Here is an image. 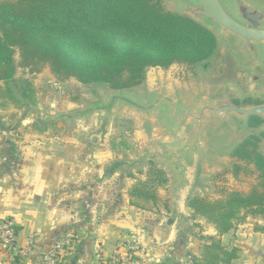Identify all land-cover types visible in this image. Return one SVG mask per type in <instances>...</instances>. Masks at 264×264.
Segmentation results:
<instances>
[{
	"label": "crops",
	"instance_id": "obj_1",
	"mask_svg": "<svg viewBox=\"0 0 264 264\" xmlns=\"http://www.w3.org/2000/svg\"><path fill=\"white\" fill-rule=\"evenodd\" d=\"M162 85H155V91ZM166 89L190 96L199 88L175 83ZM241 96L235 91L236 99ZM60 141L23 150L7 171H2L0 151V221H13L17 231L15 249L0 242V264H47L53 252L55 264H90L131 248L138 264H195L201 237L217 235L214 226L194 216L188 206L192 181L185 175L180 182L167 163L148 159L135 172L134 156L120 176L115 167L105 172L98 151L85 162L89 155L82 148H68L67 139ZM166 141L168 146L161 149L178 150L186 143L174 147V138ZM150 162L166 172L168 182L158 189L161 201L155 207L140 209L129 203L127 191L136 178H143ZM250 216L220 236L223 244L238 248L231 264H264V233L254 230L264 217ZM20 248L26 253L19 254Z\"/></svg>",
	"mask_w": 264,
	"mask_h": 264
},
{
	"label": "trees",
	"instance_id": "obj_2",
	"mask_svg": "<svg viewBox=\"0 0 264 264\" xmlns=\"http://www.w3.org/2000/svg\"><path fill=\"white\" fill-rule=\"evenodd\" d=\"M214 34L197 21L161 5L160 0H0V80L12 79L18 65L38 71L48 65L59 77L81 83H104L112 89L140 84L149 67L205 63L215 52ZM263 119L250 116L247 125ZM264 134V133H261ZM260 136L249 134L230 153L236 158L233 175L243 164L258 173V182L246 193L230 191L210 199L195 195L188 200L194 216L211 223L217 235L202 236L195 264H231L237 247L220 236L250 214L264 216V155ZM243 163V164H242ZM168 182L166 172L149 163L143 178L129 187V203L152 209L161 200L158 189ZM264 233V225L255 226Z\"/></svg>",
	"mask_w": 264,
	"mask_h": 264
},
{
	"label": "rangeland",
	"instance_id": "obj_3",
	"mask_svg": "<svg viewBox=\"0 0 264 264\" xmlns=\"http://www.w3.org/2000/svg\"><path fill=\"white\" fill-rule=\"evenodd\" d=\"M160 2L168 11L175 9L167 0ZM226 3L230 6L227 0ZM13 58L16 64L14 76L7 81L0 80L2 171L15 166L23 150L52 143L54 146V143H62L60 139L68 140V148H82L84 154L89 155L85 156V162L91 160L93 153L98 151L105 172L108 168L115 167L120 176L127 173V168L130 167L128 161L134 156L132 161L135 160L136 163H131L134 164L131 170L135 172L141 170L148 159L156 158L165 164L166 161L157 156L170 137L161 121V117L167 116V107L162 106L152 114L139 113L127 118L124 117L127 115L123 114L120 103H115L114 109L101 110V107L110 103L113 95L139 97L143 102H149L156 89L155 85L163 84L168 87L175 83H192L207 98L227 95L237 104H259L264 101V61L249 68L251 63L249 64L247 53L230 36L218 42L215 52L205 63L193 66L173 64L160 69L149 67L140 84L123 89H112L98 82L85 84L73 77H59L48 65L40 67L38 71H31L29 67L18 65V49H15ZM243 78H248L249 86L247 82L243 83ZM230 87L243 93V96L236 99ZM251 89L254 94L249 96L247 90ZM233 122L235 130L231 134L211 143L210 154L213 161L203 163V176L189 168V175L195 177L197 186L193 196L216 199L230 191L246 193L258 182V173L251 165L244 170L246 165L242 163L243 168L237 175H233V164L239 161L231 157L230 153L236 144L253 133L260 136L258 150L264 154V134H261L264 133V120L256 128L249 127L245 120L233 118ZM182 135H179L180 144H183L185 138ZM165 152L162 151L161 154ZM166 156L167 152L163 159ZM164 195L167 197L168 193L165 192ZM261 223L264 225V220Z\"/></svg>",
	"mask_w": 264,
	"mask_h": 264
},
{
	"label": "water",
	"instance_id": "obj_4",
	"mask_svg": "<svg viewBox=\"0 0 264 264\" xmlns=\"http://www.w3.org/2000/svg\"><path fill=\"white\" fill-rule=\"evenodd\" d=\"M167 1L175 7L172 12L186 15L208 28L217 44L229 36L235 38L247 53L251 63L249 68L264 61V0H227L230 6L226 0ZM243 79V83L247 82L249 86L248 78ZM166 88L162 85L159 90L153 91L149 102H143L139 97L113 95L110 103L101 110L113 109L115 103H120L121 110L127 116L135 117L139 113L152 114L162 106L167 107V116L161 117L164 130L170 138H174V147L181 146L180 134L185 136L186 143L178 150L160 149L157 157L166 161L180 182H185V175L192 181L190 198L197 191V186L195 177L189 175V168L203 176L204 164L213 161L211 143L235 130L233 118L247 121L250 116H258L264 120V101L259 104H237L227 95L207 98L198 89L185 96L179 93L180 90L170 93ZM230 91L233 94L237 92L234 87H230ZM165 145L168 146V143ZM162 151L167 152L165 159L163 155L166 152L161 154Z\"/></svg>",
	"mask_w": 264,
	"mask_h": 264
},
{
	"label": "built area",
	"instance_id": "obj_5",
	"mask_svg": "<svg viewBox=\"0 0 264 264\" xmlns=\"http://www.w3.org/2000/svg\"><path fill=\"white\" fill-rule=\"evenodd\" d=\"M17 231L14 222L9 219L0 221V242L4 246L15 249L16 248ZM26 248H20L19 254H25ZM131 250H126L123 253H119L110 257H99L90 264H138L136 256ZM130 251V252H129ZM55 253L49 254L46 257L47 264H55Z\"/></svg>",
	"mask_w": 264,
	"mask_h": 264
}]
</instances>
